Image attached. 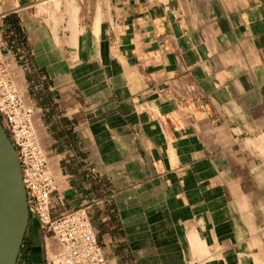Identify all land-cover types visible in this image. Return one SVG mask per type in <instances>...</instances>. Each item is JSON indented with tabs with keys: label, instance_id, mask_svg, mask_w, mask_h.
Segmentation results:
<instances>
[{
	"label": "crops",
	"instance_id": "0c3cea01",
	"mask_svg": "<svg viewBox=\"0 0 264 264\" xmlns=\"http://www.w3.org/2000/svg\"><path fill=\"white\" fill-rule=\"evenodd\" d=\"M0 50L106 264H264V0H0Z\"/></svg>",
	"mask_w": 264,
	"mask_h": 264
},
{
	"label": "built area",
	"instance_id": "2783aa9c",
	"mask_svg": "<svg viewBox=\"0 0 264 264\" xmlns=\"http://www.w3.org/2000/svg\"><path fill=\"white\" fill-rule=\"evenodd\" d=\"M0 123L13 144L21 166L29 216L38 219L59 247L61 264H106L89 217L80 210L53 216L54 174L34 127L33 108L18 91L0 50Z\"/></svg>",
	"mask_w": 264,
	"mask_h": 264
},
{
	"label": "water",
	"instance_id": "95a60500",
	"mask_svg": "<svg viewBox=\"0 0 264 264\" xmlns=\"http://www.w3.org/2000/svg\"><path fill=\"white\" fill-rule=\"evenodd\" d=\"M29 218L18 155L0 123V264H16Z\"/></svg>",
	"mask_w": 264,
	"mask_h": 264
},
{
	"label": "bare ground",
	"instance_id": "6f19581e",
	"mask_svg": "<svg viewBox=\"0 0 264 264\" xmlns=\"http://www.w3.org/2000/svg\"><path fill=\"white\" fill-rule=\"evenodd\" d=\"M21 175H22V173H21Z\"/></svg>",
	"mask_w": 264,
	"mask_h": 264
}]
</instances>
